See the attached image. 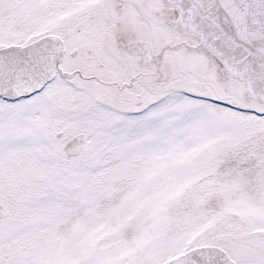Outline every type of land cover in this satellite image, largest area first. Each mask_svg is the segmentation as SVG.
Returning a JSON list of instances; mask_svg holds the SVG:
<instances>
[{"label":"snow or ice","instance_id":"1","mask_svg":"<svg viewBox=\"0 0 264 264\" xmlns=\"http://www.w3.org/2000/svg\"><path fill=\"white\" fill-rule=\"evenodd\" d=\"M0 264H264V0H0Z\"/></svg>","mask_w":264,"mask_h":264}]
</instances>
